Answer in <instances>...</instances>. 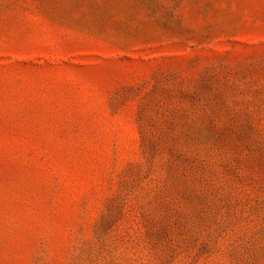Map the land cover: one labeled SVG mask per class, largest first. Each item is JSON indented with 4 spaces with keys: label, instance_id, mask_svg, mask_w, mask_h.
Wrapping results in <instances>:
<instances>
[{
    "label": "rangeland",
    "instance_id": "obj_1",
    "mask_svg": "<svg viewBox=\"0 0 264 264\" xmlns=\"http://www.w3.org/2000/svg\"><path fill=\"white\" fill-rule=\"evenodd\" d=\"M0 264H264V0H0Z\"/></svg>",
    "mask_w": 264,
    "mask_h": 264
}]
</instances>
